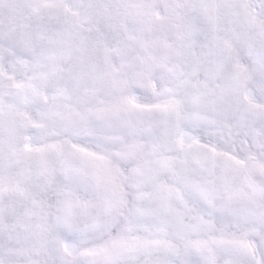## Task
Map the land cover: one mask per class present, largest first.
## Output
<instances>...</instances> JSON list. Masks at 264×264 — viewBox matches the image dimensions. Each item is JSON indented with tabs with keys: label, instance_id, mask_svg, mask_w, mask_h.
<instances>
[{
	"label": "snow or ice",
	"instance_id": "6c2138e0",
	"mask_svg": "<svg viewBox=\"0 0 264 264\" xmlns=\"http://www.w3.org/2000/svg\"><path fill=\"white\" fill-rule=\"evenodd\" d=\"M0 264H264V0H0Z\"/></svg>",
	"mask_w": 264,
	"mask_h": 264
}]
</instances>
